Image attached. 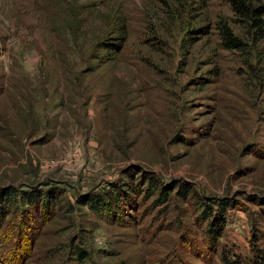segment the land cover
Instances as JSON below:
<instances>
[{"label": "rangeland", "instance_id": "1", "mask_svg": "<svg viewBox=\"0 0 264 264\" xmlns=\"http://www.w3.org/2000/svg\"><path fill=\"white\" fill-rule=\"evenodd\" d=\"M258 248L264 37L245 17L225 0H0V264Z\"/></svg>", "mask_w": 264, "mask_h": 264}, {"label": "trees", "instance_id": "2", "mask_svg": "<svg viewBox=\"0 0 264 264\" xmlns=\"http://www.w3.org/2000/svg\"><path fill=\"white\" fill-rule=\"evenodd\" d=\"M225 1L229 3L230 8L235 13V15L239 14L247 19L248 28L256 29V32L260 33V38L264 37V18H263L264 4L263 3H260L257 0H225ZM221 27H222V36L224 38V45L227 48L239 47L242 44V41L238 39V37L232 36L231 30L225 23H222ZM108 45L105 46L111 47L110 49L114 50L115 52L122 48L123 40L117 43H109ZM155 189L156 187L153 190ZM8 194L12 195V193H8ZM27 200L30 203L34 202V199L32 197H29ZM96 201L101 202L102 200L100 199V197L99 198L97 197ZM105 207H107V204L105 205ZM209 233L211 236L214 235L211 228L209 229ZM215 236L218 237V233L215 232ZM222 262L223 264H236V261H233L229 258L228 259L223 258ZM239 264H264L263 249L258 248L256 251H254L253 255L249 259H247L243 263L240 262Z\"/></svg>", "mask_w": 264, "mask_h": 264}]
</instances>
